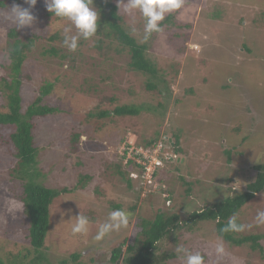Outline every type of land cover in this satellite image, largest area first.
<instances>
[{
	"label": "rangeland",
	"instance_id": "1",
	"mask_svg": "<svg viewBox=\"0 0 264 264\" xmlns=\"http://www.w3.org/2000/svg\"><path fill=\"white\" fill-rule=\"evenodd\" d=\"M0 1L7 4L0 6V81L7 77L10 82L7 42L9 30L16 26L7 15L13 5H29L24 0ZM109 1L118 7V0ZM93 7L100 19L108 14L98 3ZM31 11L36 22L19 28L23 38L38 37L22 66V110L41 94V86L53 83L42 104L57 110L33 120L38 180L70 191L51 205L46 259L35 261L33 253L19 264H114L113 248L122 245L125 255L130 244L140 246L143 223L157 213L177 214L181 222L191 212L244 191L256 177L255 164L264 162V0H184L180 10L166 14L171 20L162 21V31L147 40L146 20L139 10L129 15L123 5L118 7L122 25L147 45L146 57L156 64L157 77L128 68V49L117 52L121 45L99 32L103 23L94 37L80 39L73 52L63 44L65 28L77 34L70 21L47 11L44 0ZM43 45L58 47L66 57H45ZM7 96L2 81L1 112L8 111ZM122 104L134 105L140 113L99 116ZM10 132V126L0 125V256L6 263L10 252L30 248L20 198L23 186L10 175L17 163ZM159 135L171 146V138L179 135L181 151L162 162L150 184L141 167L126 165L130 159L142 162L126 153V144ZM118 166L129 172L132 184ZM118 209L129 214L127 228L95 241L100 225ZM259 211H264V192L241 209L244 228L239 234H264V224L256 223ZM80 213L89 218V230L73 234ZM220 243L226 250L223 256L216 252ZM261 244L262 250L233 245L217 234L214 221L205 220L193 228L175 229L156 251L168 256L165 264H183L175 252L178 245L201 253L204 264H264V239ZM76 253L77 262L72 258ZM116 264H124L123 258Z\"/></svg>",
	"mask_w": 264,
	"mask_h": 264
},
{
	"label": "trees",
	"instance_id": "2",
	"mask_svg": "<svg viewBox=\"0 0 264 264\" xmlns=\"http://www.w3.org/2000/svg\"><path fill=\"white\" fill-rule=\"evenodd\" d=\"M94 3H98L100 10L103 13L104 9L108 10V14H104V17L98 21V25L103 23L102 29L99 31L106 35V37L117 41L121 48L117 50L118 53L128 49L131 56V61L128 63V68L132 70L141 71L157 77V66L151 58L146 57L147 45L145 43H139L138 40L132 36L128 30L122 25L121 17L118 14V7L116 4L109 0H93ZM5 1H0V6H6ZM171 16L165 17L164 21L169 22ZM163 22H161L162 25ZM101 25V24H100ZM35 39V41H34ZM38 37L23 38L22 33L17 28H11L8 34L7 42V56L11 59L9 65L8 75L10 76V82L7 77H3L0 83H4L5 88L8 90L7 104L8 111H0V125L10 126L12 132H10L9 142L13 144L16 149L17 163L10 170L12 178L20 181L23 186V191L20 194V198L23 202V213L28 220L30 239V248H27L24 252L13 254L10 252L9 263H6L0 256V264H19L20 259H25L27 256L35 253V261H44V248L46 238L51 226V205L53 201L63 193H67L70 190L68 188L54 189L47 187L41 181L38 180L41 175L37 169L38 162V147L35 145L34 128L35 124L33 120L36 117H44L48 114L54 113L57 109L52 106L42 104L43 97L49 94L53 89V83L47 82L41 86V94L30 104L25 111L22 110V97L20 94L22 84V66L27 57V53L32 51V47L37 42ZM102 49V43L96 44ZM110 45H108L109 49ZM41 54L50 56L53 59H57L59 56L66 57L65 54L59 52L58 47L49 45L44 46L41 50ZM3 65V64H2ZM156 84H149V87L154 88ZM113 101V98L109 99ZM140 113L138 107L129 104H122L116 106L112 111H103L99 113V116H108L110 114L116 116H135ZM89 117L93 116V113L88 114ZM165 136V135H164ZM79 135L75 134L74 138L77 140ZM160 135L154 139L146 140L141 143L127 142L126 152L131 147H155L160 142H167V146L171 151L180 152L179 147V135L173 137V145L165 140L164 137L159 138ZM166 146V148H167ZM128 167L138 165L142 168L143 166L137 163L135 160L130 159L129 163L126 164ZM256 177L247 184L246 189L235 195L218 201L210 206L203 207L200 210L191 212L183 221H179L180 217L177 214L167 215L164 212L156 214L153 220L145 221L143 223V234L140 246L130 244L127 246V254L124 255L122 245L113 248L110 257V262L116 264L122 258L124 264H165L168 256L166 254L157 253V244L168 237L175 229L183 227H195L199 222L205 220H211L216 223V232L225 241L233 245L250 244L253 250H262L261 239H264V234H239L235 231H224L231 217L235 216L237 222L241 224L239 220V213L241 209L255 196L261 192H264V162L255 164ZM159 169V167H158ZM156 169V172L158 171ZM118 172L121 175H126L128 182L132 184V179L129 172H123L118 166ZM84 179V178H82ZM81 179V180H82ZM190 191V189H189ZM118 207V206H117ZM119 208V207H118ZM242 225V224H241ZM29 252V253H28ZM124 255V256H123ZM75 262L79 259V254H73L72 256Z\"/></svg>",
	"mask_w": 264,
	"mask_h": 264
},
{
	"label": "clouds",
	"instance_id": "3",
	"mask_svg": "<svg viewBox=\"0 0 264 264\" xmlns=\"http://www.w3.org/2000/svg\"><path fill=\"white\" fill-rule=\"evenodd\" d=\"M24 2L29 7L16 4L8 11L7 18L11 20L17 29L32 26L37 19L31 9L37 5L38 0H24ZM44 3L47 11L55 17L67 19L77 29L75 35L71 34L69 28L64 29L63 44L70 51L77 50L80 39L88 40L96 35L100 14L93 7V0H44ZM121 5H123L125 13L131 15L134 10H139L145 18L144 40H147L153 32L162 31L161 22L165 19L166 14L180 10L184 5V0H126V2L125 0H118V7L120 8ZM130 30L133 33L136 32L134 26ZM171 140L173 143L172 138ZM161 165L158 167L160 168ZM75 217L76 220L71 229L72 233L86 234L89 230V218L81 213ZM256 223L264 224V211L257 213ZM128 224L129 214L125 210H113L108 214L107 220L100 225L94 240L97 242L102 241L110 233L127 228ZM243 228L244 225L239 224L237 218L233 216L229 219L224 231L239 232ZM225 251L223 243L218 244L217 254L223 256ZM175 252L178 258L183 261V264H204V256L199 252L193 253L182 245H178Z\"/></svg>",
	"mask_w": 264,
	"mask_h": 264
},
{
	"label": "built area",
	"instance_id": "4",
	"mask_svg": "<svg viewBox=\"0 0 264 264\" xmlns=\"http://www.w3.org/2000/svg\"><path fill=\"white\" fill-rule=\"evenodd\" d=\"M128 152L126 153L129 154L130 157L134 155V157L142 159V162L138 163L143 166V171L146 175V181L150 184L153 181L151 178L154 177L157 167L161 165L164 160L178 157L177 153H173L174 151H168L166 145L163 142H160L155 147H131ZM172 153L174 154L173 156H171Z\"/></svg>",
	"mask_w": 264,
	"mask_h": 264
}]
</instances>
